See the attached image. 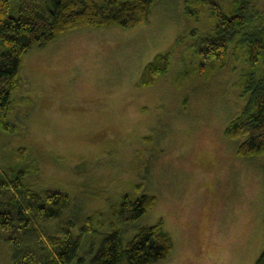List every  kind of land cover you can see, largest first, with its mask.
Instances as JSON below:
<instances>
[{
    "label": "rangeland",
    "instance_id": "rangeland-1",
    "mask_svg": "<svg viewBox=\"0 0 264 264\" xmlns=\"http://www.w3.org/2000/svg\"><path fill=\"white\" fill-rule=\"evenodd\" d=\"M10 3L17 15V0ZM184 3L155 0L150 21L133 28L70 29L23 58L11 116L18 130H0V169H30L25 182L41 193H68L75 212L107 213L82 255L109 232L125 242L160 220L174 247L156 264H255L264 249V154L241 157L243 138L224 134L248 101L237 85L242 64L231 53L208 75L189 74L198 63L193 47L215 20L207 6L198 22L188 18ZM166 51L168 72L140 86L146 65ZM127 192L156 198L136 222L110 210ZM64 219L42 223L53 232ZM6 237L0 229V264H11Z\"/></svg>",
    "mask_w": 264,
    "mask_h": 264
},
{
    "label": "trees",
    "instance_id": "trees-1",
    "mask_svg": "<svg viewBox=\"0 0 264 264\" xmlns=\"http://www.w3.org/2000/svg\"><path fill=\"white\" fill-rule=\"evenodd\" d=\"M154 3L155 0H17L18 13L14 15L10 0H0V130H18L11 118L13 94L20 87L23 58L31 48L83 26L133 28L147 23ZM184 4L188 18L198 22L202 8L207 6L215 20L201 45L193 47L198 63L189 74L206 76L227 65L231 53L235 61L241 62L237 85L248 101L224 134L232 139L243 138L237 148L239 156L264 154V0H232L228 5L215 0H185ZM182 41L179 37L176 43ZM172 51L158 54L146 65L140 86L152 85L168 72ZM27 150L26 146L17 149L19 160L24 159ZM36 168L33 169L38 172ZM29 173L32 170L25 168L8 174L0 169V229L8 234L11 264H156L170 255L174 240L161 220L141 228L125 242L121 231L109 232L95 251V241L92 242L90 257L89 251L82 255L85 238L100 232L107 213L75 212L68 193L54 189L41 193L25 182ZM10 189L14 196L4 203ZM155 200L148 194L133 199L127 192L110 203V210L122 221L136 222ZM61 217L64 222L53 232L42 223ZM255 264H264V249Z\"/></svg>",
    "mask_w": 264,
    "mask_h": 264
}]
</instances>
